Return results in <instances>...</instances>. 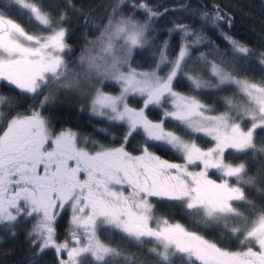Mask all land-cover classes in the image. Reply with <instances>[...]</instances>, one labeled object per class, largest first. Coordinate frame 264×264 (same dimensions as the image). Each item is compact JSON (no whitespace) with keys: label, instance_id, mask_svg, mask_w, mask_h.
Segmentation results:
<instances>
[{"label":"snow or ice","instance_id":"6c2138e0","mask_svg":"<svg viewBox=\"0 0 264 264\" xmlns=\"http://www.w3.org/2000/svg\"><path fill=\"white\" fill-rule=\"evenodd\" d=\"M163 14L147 0H117L71 59L67 15L51 0H0V230L15 236L30 224L36 257L54 251L58 264H145L135 246L151 264H264V202L252 195L264 201V165L252 171L245 159L264 160V51L222 31L232 21L214 6L196 14L201 29L173 25L177 52L165 40L147 69L134 66V53L155 45ZM206 27L221 29L229 50L208 40ZM181 81L188 91L177 90ZM229 89L222 111L201 98ZM68 91L83 97L90 116L121 130L119 144L53 128L44 112ZM161 207L182 210L237 247L158 214Z\"/></svg>","mask_w":264,"mask_h":264},{"label":"trees","instance_id":"16d2710c","mask_svg":"<svg viewBox=\"0 0 264 264\" xmlns=\"http://www.w3.org/2000/svg\"><path fill=\"white\" fill-rule=\"evenodd\" d=\"M147 2L164 14L154 24L155 45L134 53V66L147 69L154 60L158 59L156 49L165 40L169 42L170 55H173L178 51L180 43L178 35H169L173 25L184 23L191 25L194 29H201L202 22L196 14L204 10L211 12L214 6H218L221 12L230 17L232 21L231 27L227 23H223L221 25L222 31L256 51H264V0H147ZM116 3L117 0H51V4L57 13H66L67 15L65 27L67 28V43L71 49L68 56L71 59H75L79 55L86 40L95 39L96 28L106 22ZM221 29L206 27L203 31L207 39L218 46L221 51L229 50V45L220 34ZM200 50L208 51L207 44L202 45ZM193 54L196 55L197 53L194 51ZM252 63L257 64V68L259 67L255 59ZM237 69L241 73L246 70L243 65H237ZM105 90L115 92L116 87H107ZM177 90L188 91L187 83L181 81ZM230 93L231 90L229 89L220 93H207L201 98L205 103L215 106L217 111H222L221 97ZM70 101L63 103L52 100L48 105V110L44 112L56 131L70 128L104 144H119L121 138L119 128L109 127L106 122L97 121L85 110L72 105ZM32 103V101L24 103L19 110L26 111ZM150 115L153 119L159 118L158 111L150 113ZM101 128H108V134L99 131ZM129 150H132L131 145ZM158 154L166 159H175L171 153L165 154L164 151H161ZM245 159L248 160L252 171L264 165V160L259 158L245 157ZM252 195L258 202H264L260 201L257 193ZM169 212L174 221L185 224L191 230L201 232L207 238L216 240L222 246L232 249L237 247L236 241L223 238L219 231L214 228L197 224L194 220L185 216L182 210L163 207L158 209V214L167 215ZM59 219L61 224L58 227V235L62 239L65 235L64 225L67 217H60ZM29 229L30 224H25L16 229L15 236L10 235L5 230H0V264H58L54 251H47L39 257L35 256L36 249L32 247L26 235ZM130 251L137 253L136 258L138 259L147 253L146 251H138L135 246L131 247ZM144 262L145 264H151V257Z\"/></svg>","mask_w":264,"mask_h":264},{"label":"rangeland","instance_id":"374dc122","mask_svg":"<svg viewBox=\"0 0 264 264\" xmlns=\"http://www.w3.org/2000/svg\"><path fill=\"white\" fill-rule=\"evenodd\" d=\"M53 100H55V101L58 100V101H61L63 103H66V102H68V101L71 100L70 102H71L72 105H76L78 108L83 109L86 112H88L86 101L77 92H72V91H68V92H58V93H56L54 95V99ZM140 259H142L143 261H145L146 259H150V256L146 253V254H144L143 257H140Z\"/></svg>","mask_w":264,"mask_h":264},{"label":"flooded vegetation","instance_id":"af4514ba","mask_svg":"<svg viewBox=\"0 0 264 264\" xmlns=\"http://www.w3.org/2000/svg\"><path fill=\"white\" fill-rule=\"evenodd\" d=\"M57 131H59V130H57ZM82 136H84V135H82ZM61 217H67L66 222H65V225H64V231L66 233V230H67V227H68V221H69V213L68 212H64ZM60 224H61L60 219H58V222H57V232L59 231L58 230V227H59ZM30 227H31V225H30Z\"/></svg>","mask_w":264,"mask_h":264}]
</instances>
